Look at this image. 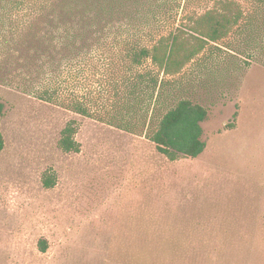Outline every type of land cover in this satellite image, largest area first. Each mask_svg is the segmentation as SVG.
<instances>
[{"label":"rangeland","instance_id":"1","mask_svg":"<svg viewBox=\"0 0 264 264\" xmlns=\"http://www.w3.org/2000/svg\"><path fill=\"white\" fill-rule=\"evenodd\" d=\"M172 77L207 109L205 148L174 161L144 134L0 85V264H264V28L238 35V57L205 50ZM70 119L80 151L65 153Z\"/></svg>","mask_w":264,"mask_h":264},{"label":"trees","instance_id":"2","mask_svg":"<svg viewBox=\"0 0 264 264\" xmlns=\"http://www.w3.org/2000/svg\"><path fill=\"white\" fill-rule=\"evenodd\" d=\"M253 1L249 13L236 0H212L202 11L193 0H0V85L144 134L170 161L196 157L207 109L179 96L172 76L205 50L238 57V35L248 42L264 28V0ZM243 54L247 67L253 55ZM204 59L196 65L206 68ZM77 130L75 119L62 128L63 152L80 151ZM4 145L0 132V152ZM42 180L55 184L53 173Z\"/></svg>","mask_w":264,"mask_h":264}]
</instances>
